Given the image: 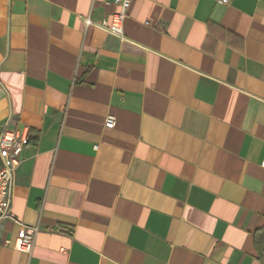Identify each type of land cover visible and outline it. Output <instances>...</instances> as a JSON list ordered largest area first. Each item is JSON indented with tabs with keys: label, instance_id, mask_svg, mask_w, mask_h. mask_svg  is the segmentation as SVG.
<instances>
[{
	"label": "crops",
	"instance_id": "1",
	"mask_svg": "<svg viewBox=\"0 0 264 264\" xmlns=\"http://www.w3.org/2000/svg\"><path fill=\"white\" fill-rule=\"evenodd\" d=\"M117 10L0 0L11 214L41 227L27 254L3 222L0 264H264V0H131L122 40Z\"/></svg>",
	"mask_w": 264,
	"mask_h": 264
},
{
	"label": "built area",
	"instance_id": "2",
	"mask_svg": "<svg viewBox=\"0 0 264 264\" xmlns=\"http://www.w3.org/2000/svg\"><path fill=\"white\" fill-rule=\"evenodd\" d=\"M216 1L226 5L230 0ZM105 2H112L118 7V10L113 14L109 22L102 20L98 26L122 40L124 39L123 21L127 15L131 0H105ZM85 22L89 24L90 20L86 19ZM115 121V117L109 114L104 119V125L112 127L115 125ZM27 140L28 131L26 127L21 129L16 126L12 128L4 127L0 131V226L5 221H12L17 224L18 232L14 246L18 250L30 254L35 237L41 227L38 223L26 224L21 222L11 214L13 174L19 165V153L27 143ZM261 166L264 167V160Z\"/></svg>",
	"mask_w": 264,
	"mask_h": 264
},
{
	"label": "trees",
	"instance_id": "3",
	"mask_svg": "<svg viewBox=\"0 0 264 264\" xmlns=\"http://www.w3.org/2000/svg\"><path fill=\"white\" fill-rule=\"evenodd\" d=\"M253 237L258 256L264 260V226L255 231Z\"/></svg>",
	"mask_w": 264,
	"mask_h": 264
}]
</instances>
